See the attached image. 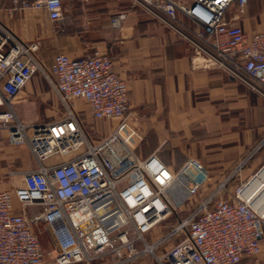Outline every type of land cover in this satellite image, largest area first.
I'll return each mask as SVG.
<instances>
[{
	"label": "built area",
	"instance_id": "2783aa9c",
	"mask_svg": "<svg viewBox=\"0 0 264 264\" xmlns=\"http://www.w3.org/2000/svg\"><path fill=\"white\" fill-rule=\"evenodd\" d=\"M3 1L12 3L10 15L28 8L46 11L53 24L65 18L62 0ZM249 1L196 0L186 6L131 0L190 45L196 68L219 70L264 96V32L248 37L229 16L232 7L243 14ZM180 14L190 28L180 25ZM127 20L120 12L110 25L120 30ZM39 51L0 19V130L8 131L11 145H28L38 163L35 170L11 174L8 185L0 182V264L258 262L264 203L257 207L260 193L252 192L264 167L243 181V161L214 184L199 159L172 171L156 153L139 156L143 137L130 122L128 84L110 57L58 53L47 68ZM37 74L57 93L65 117L26 125L13 103ZM76 100L89 105L102 129L88 126L73 107ZM40 224L54 247L49 252L41 246Z\"/></svg>",
	"mask_w": 264,
	"mask_h": 264
},
{
	"label": "crops",
	"instance_id": "0c3cea01",
	"mask_svg": "<svg viewBox=\"0 0 264 264\" xmlns=\"http://www.w3.org/2000/svg\"><path fill=\"white\" fill-rule=\"evenodd\" d=\"M62 1V23L53 24L44 10L21 8L10 15L13 5L9 1L1 3L0 19L25 43L39 45V57L47 68L58 53L73 59L96 51L108 55L116 73L128 84L130 122L143 137L139 156L156 153L173 171L189 159H199L209 169L214 184L243 161V181L264 167L263 95L219 70L196 68L190 45L131 0ZM174 1L191 6L196 0ZM120 12H126L128 20L119 30L111 27L110 18ZM229 16L248 37L264 32V0H250L243 14L232 7ZM178 22L185 28L192 26L182 14ZM49 98L58 105L53 120L48 121L51 123L60 120L63 105L53 87L34 76L15 103L18 119L28 125L38 123L27 117L28 113H21L23 119L16 108L33 102L45 112ZM73 107L87 123L94 122L86 102L76 100ZM37 167L35 159V167L26 171ZM238 180H233V186ZM136 264L157 263L144 259ZM241 264H264V240L258 262Z\"/></svg>",
	"mask_w": 264,
	"mask_h": 264
},
{
	"label": "rangeland",
	"instance_id": "374dc122",
	"mask_svg": "<svg viewBox=\"0 0 264 264\" xmlns=\"http://www.w3.org/2000/svg\"><path fill=\"white\" fill-rule=\"evenodd\" d=\"M36 76L42 78L43 82L49 86V83L47 82V80H44L45 78L41 74H37ZM16 101L13 103V108L16 105ZM45 105L49 108V110L45 112L42 109L39 110V108L36 106V103L33 102H24L20 104L21 108L17 106L16 110L18 109V113L23 119H25V116L22 114L28 113L26 115L27 117L31 116L33 118L32 120L38 121V123L36 124L48 123V121L53 120L52 118L54 116V112H57L55 110L58 109V105L52 98H49L47 102H45ZM21 109H23L25 113L22 112ZM58 115H60V120L65 117L64 106L61 107V111ZM29 125H31V123ZM88 126L97 129L103 128L102 124H97L96 122L88 123ZM8 137V131L0 130V182L5 185H8V181L11 177V174L17 171H26L29 167H35V157L33 156L30 147H28V145L18 147L13 146L10 144V140ZM55 159L58 158L56 157ZM47 164L48 163H44V165ZM37 229H39L38 235L43 250H45L46 252L51 251L54 247L51 244V240L46 230V227H44L43 224H40Z\"/></svg>",
	"mask_w": 264,
	"mask_h": 264
},
{
	"label": "bare ground",
	"instance_id": "6f19581e",
	"mask_svg": "<svg viewBox=\"0 0 264 264\" xmlns=\"http://www.w3.org/2000/svg\"><path fill=\"white\" fill-rule=\"evenodd\" d=\"M255 181H257L256 183H254V190L252 193L256 194V192L259 191L260 195H259V199L256 200V206L260 207V205L262 203H264V170L263 172H260L259 176L257 179H255ZM257 195L254 197L255 199L257 198Z\"/></svg>",
	"mask_w": 264,
	"mask_h": 264
}]
</instances>
